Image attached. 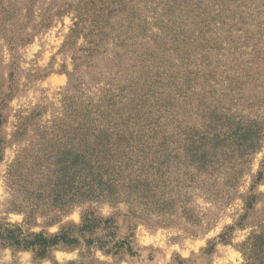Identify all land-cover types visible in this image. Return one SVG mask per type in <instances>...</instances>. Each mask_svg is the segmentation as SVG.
Masks as SVG:
<instances>
[{
	"label": "rangeland",
	"instance_id": "obj_1",
	"mask_svg": "<svg viewBox=\"0 0 264 264\" xmlns=\"http://www.w3.org/2000/svg\"><path fill=\"white\" fill-rule=\"evenodd\" d=\"M169 1L0 0V264H246L251 238L264 230V18L247 32L216 26L225 51L205 63L216 89L237 81L244 101L233 113L257 120L261 148L241 160L229 141L211 142L213 166L197 172L190 151L205 141L191 120L167 153L125 157L123 189L92 191L93 131L109 124L108 112L122 122L124 111L139 113L138 99L129 105L142 74L139 21L152 25ZM261 1L244 0L251 10ZM146 114L131 117L125 139L147 133ZM38 235L74 243L15 246Z\"/></svg>",
	"mask_w": 264,
	"mask_h": 264
},
{
	"label": "trees",
	"instance_id": "obj_2",
	"mask_svg": "<svg viewBox=\"0 0 264 264\" xmlns=\"http://www.w3.org/2000/svg\"><path fill=\"white\" fill-rule=\"evenodd\" d=\"M197 1L199 3V0ZM213 1L209 0V3H214L213 9L207 7L200 9L197 4L188 7L185 0H170L165 5L167 10L162 15L152 14L151 18L154 20L152 25L145 19L139 21L143 39L139 60L142 74L140 82L136 80V90L132 91V95L136 93L129 103L131 106L134 100L138 99L139 113L124 111L129 117L122 122L119 117L115 118L116 115L107 111L108 116H105V119H110L109 124H98L93 131L95 133L93 147H96V152L91 168L92 191L96 196L99 191L100 195L108 197L114 194L115 189H123L124 179L120 174L127 167L128 160L125 157L129 153L133 154L147 148L149 151L159 149L167 153L174 145L169 140L186 139L182 136L181 127L183 125L187 127L191 120L197 121L200 127L203 125L202 132L199 133L201 136L194 133V137L199 138L198 142L205 141L202 145L198 144L195 151L193 149L190 151L188 167L197 172L202 173L203 166L205 171L209 170V166H213L209 157L211 153L207 149L211 142L221 139L229 141L231 143L229 148L237 150L240 159L250 158L261 148L262 130L259 131L257 120L249 121L244 116L233 113L244 101L241 89L237 88V81L232 85L234 81L229 80L227 88L216 89V83H208L213 72L208 71L205 63L211 54L217 58L225 51L223 43L217 38L215 27L218 25L237 27L235 29H243L245 32L251 27L260 29V19L264 18V0L252 10L246 6L244 0H217L216 3ZM152 28H157L161 35H155ZM190 65L202 70L190 69ZM194 76L196 81H204V84L197 85L192 79ZM213 79L215 82V75ZM145 108L147 114L142 119V124L145 123L142 129H146L147 133L138 140L131 136L125 139L129 133L134 134L128 125L131 117L138 116ZM138 121L133 123L135 127L137 124L141 125ZM218 124L227 125L223 132L222 125ZM212 126L215 132L211 130ZM82 129L83 126L79 125L78 131ZM193 129L194 124L190 130ZM218 130L220 133H216ZM180 146L181 151L185 152L188 142L182 141ZM215 158L218 165L224 164V161ZM165 163L166 161L156 163V168L159 166L161 168ZM109 168L117 169L120 178L112 179L104 174ZM59 242L74 243L65 241L64 238L46 239L38 235L33 242L24 240L22 243L16 242L15 246L28 250L56 246ZM248 246L245 252L246 264H264V230L253 236ZM38 256L41 257L42 253Z\"/></svg>",
	"mask_w": 264,
	"mask_h": 264
}]
</instances>
